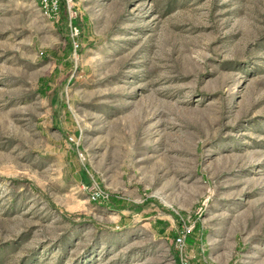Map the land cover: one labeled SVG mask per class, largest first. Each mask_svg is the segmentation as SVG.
Masks as SVG:
<instances>
[{
    "label": "rangeland",
    "instance_id": "1",
    "mask_svg": "<svg viewBox=\"0 0 264 264\" xmlns=\"http://www.w3.org/2000/svg\"><path fill=\"white\" fill-rule=\"evenodd\" d=\"M0 264H264V0H0Z\"/></svg>",
    "mask_w": 264,
    "mask_h": 264
},
{
    "label": "built area",
    "instance_id": "2",
    "mask_svg": "<svg viewBox=\"0 0 264 264\" xmlns=\"http://www.w3.org/2000/svg\"><path fill=\"white\" fill-rule=\"evenodd\" d=\"M38 5L42 13L49 19H57L60 16L62 7L67 5L70 6L72 0H37ZM106 193L98 186V184H92L89 187V200L91 202H96L100 199H104ZM176 243L181 246L183 243V237L178 236L176 238Z\"/></svg>",
    "mask_w": 264,
    "mask_h": 264
}]
</instances>
